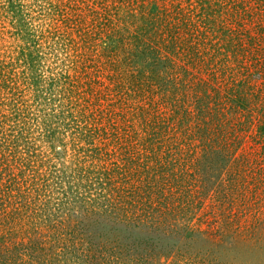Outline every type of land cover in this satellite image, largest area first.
<instances>
[{"label":"rangeland","instance_id":"obj_1","mask_svg":"<svg viewBox=\"0 0 264 264\" xmlns=\"http://www.w3.org/2000/svg\"><path fill=\"white\" fill-rule=\"evenodd\" d=\"M0 264H264V0H0Z\"/></svg>","mask_w":264,"mask_h":264},{"label":"trees","instance_id":"obj_2","mask_svg":"<svg viewBox=\"0 0 264 264\" xmlns=\"http://www.w3.org/2000/svg\"><path fill=\"white\" fill-rule=\"evenodd\" d=\"M67 117V116H66ZM68 119H69V117H67ZM51 127L50 126H48V127H46L45 129H44V131H46L45 132V135H47L46 136V139L48 140V144H50V145H52L54 148H55V145L57 144V143H59L63 138V134H60V135H58L57 136V132L55 131V130H52V129H50ZM50 130V131H49ZM20 137H22V134H20ZM60 145H63V140L60 142ZM51 149L53 150V148L51 147ZM7 158L8 157H4V158H2L3 160H7ZM56 173H58V172H56ZM55 173V174H56ZM61 173V172H60ZM59 174V173H58ZM91 174H92V171H91V169H89V171H88V173L85 175V176H80L79 177V179L77 180V183L78 182H82L83 180H86L87 178H90L91 179ZM55 177L57 178V179H60V176H56L55 175ZM62 178H61V182L59 183V186H58V191H61V192H64V195H66V196H69V198L71 199V197L73 196V198H72V200L74 201V200H76V201H79V203L82 205V206H84V204H85V202L87 201H85L84 199V197H82V196H80V197H77L76 196V194H75V192H71L68 188H66L65 187V185H68L69 183L65 180V176H61ZM62 180H63V182H62ZM137 187L136 186H134V185H130V187H129V190H128V192H125V196H124V199H123V201L122 202H113L112 204H109V205H103L102 206V209H99V208H95L96 210H92L90 207H86L85 206V208H87L89 211H91V212H93V211H97V209L98 210H103L102 212L103 213H106V214H109L110 216H112V217H115V218H112V219H114V221L116 220L118 223H120V224H122V225H124L125 227H128L129 226V224L130 223H134V222H129L130 220H135V222L136 223H140V222H142V221H140V220H136L135 218H134V214L136 213V212H139V211H141V212H143V213H145L146 212V210H145V208H147V207H142V205L141 206H138L137 207V209H135V207L137 206H135V200H136V196H137ZM69 200V199H68ZM67 200V201H68ZM85 201V202H84ZM84 202V203H83ZM88 202V201H87ZM67 203H69V202H67ZM66 203V204H67ZM111 206V207H110ZM74 212V211H73ZM121 212H124L125 214H120ZM133 213V219H129V217H128V215L130 214V213ZM147 213V212H146ZM119 219V220H118ZM129 219V220H128ZM126 220H128V221H126ZM129 228V227H128Z\"/></svg>","mask_w":264,"mask_h":264}]
</instances>
